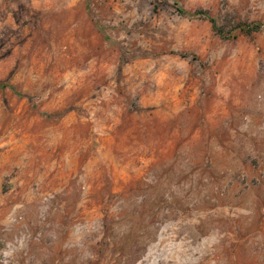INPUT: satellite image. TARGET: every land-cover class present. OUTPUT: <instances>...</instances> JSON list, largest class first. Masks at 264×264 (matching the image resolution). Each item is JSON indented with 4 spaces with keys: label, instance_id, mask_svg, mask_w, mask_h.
Instances as JSON below:
<instances>
[{
    "label": "rangeland",
    "instance_id": "374dc122",
    "mask_svg": "<svg viewBox=\"0 0 264 264\" xmlns=\"http://www.w3.org/2000/svg\"><path fill=\"white\" fill-rule=\"evenodd\" d=\"M0 264H264V0H0Z\"/></svg>",
    "mask_w": 264,
    "mask_h": 264
},
{
    "label": "trees",
    "instance_id": "16d2710c",
    "mask_svg": "<svg viewBox=\"0 0 264 264\" xmlns=\"http://www.w3.org/2000/svg\"><path fill=\"white\" fill-rule=\"evenodd\" d=\"M183 15H189L187 12H185L184 10H181L180 11ZM197 14H200V13H197ZM196 14V15H197ZM194 15V14H193ZM209 19H210V21L213 23V26L215 27V28H217V23H216V21H215V19L214 18H212V17H209Z\"/></svg>",
    "mask_w": 264,
    "mask_h": 264
}]
</instances>
